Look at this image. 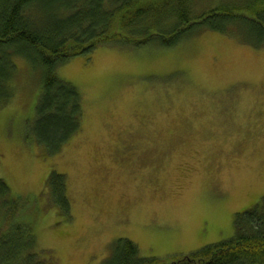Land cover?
<instances>
[{"label": "rangeland", "instance_id": "rangeland-1", "mask_svg": "<svg viewBox=\"0 0 264 264\" xmlns=\"http://www.w3.org/2000/svg\"><path fill=\"white\" fill-rule=\"evenodd\" d=\"M238 1L193 0L192 10ZM242 35L199 28L169 48L108 41L70 56L56 71L83 109L57 153L33 131L41 69L15 55L0 178L16 209L2 208L0 228L24 222L45 264H100L120 237L177 264L231 238L236 214L264 197V43ZM52 170L67 208L46 187Z\"/></svg>", "mask_w": 264, "mask_h": 264}, {"label": "trees", "instance_id": "trees-1", "mask_svg": "<svg viewBox=\"0 0 264 264\" xmlns=\"http://www.w3.org/2000/svg\"><path fill=\"white\" fill-rule=\"evenodd\" d=\"M260 1L240 0L198 14L193 0H0V105L13 96L14 56L38 65L33 131L38 143L57 153L79 130L83 109L80 89L57 74L59 64L72 55L88 56L108 41L134 46L157 42L169 48L199 28L224 33L232 27L244 40L264 43V8L255 7ZM45 183L66 207L63 175L52 170ZM9 198V187L0 178L1 215L2 208L14 204ZM260 200L236 214L231 238L206 245L177 264H264V197ZM22 223L0 228V264H45V257L34 253V235ZM106 256L100 264H161L140 256L136 244L122 237Z\"/></svg>", "mask_w": 264, "mask_h": 264}, {"label": "flooded vegetation", "instance_id": "flooded-vegetation-1", "mask_svg": "<svg viewBox=\"0 0 264 264\" xmlns=\"http://www.w3.org/2000/svg\"><path fill=\"white\" fill-rule=\"evenodd\" d=\"M254 204V203H253Z\"/></svg>", "mask_w": 264, "mask_h": 264}]
</instances>
